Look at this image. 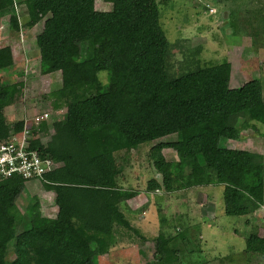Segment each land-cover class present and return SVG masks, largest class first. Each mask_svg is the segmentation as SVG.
Masks as SVG:
<instances>
[{
	"label": "trees",
	"instance_id": "1",
	"mask_svg": "<svg viewBox=\"0 0 264 264\" xmlns=\"http://www.w3.org/2000/svg\"><path fill=\"white\" fill-rule=\"evenodd\" d=\"M104 1L110 10H98L95 0H0V18L10 16L17 32L45 19L36 37L41 71L60 75L51 96L58 109L66 108L46 145L30 140L31 149L53 162L41 183L55 192L58 214L46 217L36 205L19 230L12 208L27 180L0 177V264H100L122 229L145 240L121 208L141 191L120 186L114 154L157 141L149 157L160 180L151 179L148 191L222 185L229 216H249L264 205V152L224 145L249 129L264 138L262 80L231 87L227 59L175 61L177 43L162 23L171 0ZM18 3L26 7L23 21ZM252 29L253 40L262 38L264 46L263 14ZM14 64L12 47L0 46V73ZM22 86L0 79V140L24 130V119L10 125L4 113ZM46 128L43 122L32 131ZM172 135L175 140H162ZM168 148L178 159H166ZM169 241L158 235L156 262L175 253ZM245 252L264 257L257 229L246 237Z\"/></svg>",
	"mask_w": 264,
	"mask_h": 264
},
{
	"label": "rangeland",
	"instance_id": "2",
	"mask_svg": "<svg viewBox=\"0 0 264 264\" xmlns=\"http://www.w3.org/2000/svg\"><path fill=\"white\" fill-rule=\"evenodd\" d=\"M196 2L171 0L172 4L163 11V26L172 43H177L175 61L191 56L199 57L202 63L227 59L232 64L231 87L254 77H259L264 85V46L262 38L256 43L251 33L252 27H257L260 14L264 15V0H199V6ZM95 5L102 11L111 7L104 0H95ZM16 8L23 21L25 5L18 3ZM44 21L33 28L22 24L17 32L10 27V16L0 18V46L10 45L15 58L13 68L8 73L1 72L0 79L23 84L14 103L4 109L10 125L23 119L31 125L36 114L49 112L50 118L44 122L47 128L32 131L38 127L35 125L29 133L46 145L54 132V122L62 119L66 108L58 109L55 97L51 96L61 82L60 75L41 71L36 37L42 32ZM100 77L106 82V74ZM175 139L172 135L162 140ZM155 143L145 144L137 151L120 150L114 154L116 165L122 170L120 186L141 191L137 197L122 203L121 208L145 240L122 229L117 243L99 257L100 264H264V257L252 258L245 252V240L252 231L257 229L264 236V205L249 216H229L225 213L222 185L171 193L148 191L151 179L160 180L149 157ZM224 145L264 152V138L251 129L243 131L239 140H225ZM163 152L168 160L178 159L173 149ZM31 181V184L26 182L27 189L12 208L19 230L27 221L29 210L36 205L46 217L55 218L58 214L55 192L45 190L40 181ZM158 235L162 240L170 239L169 245L175 253L156 262ZM8 257L14 258L12 246Z\"/></svg>",
	"mask_w": 264,
	"mask_h": 264
},
{
	"label": "built area",
	"instance_id": "3",
	"mask_svg": "<svg viewBox=\"0 0 264 264\" xmlns=\"http://www.w3.org/2000/svg\"><path fill=\"white\" fill-rule=\"evenodd\" d=\"M49 115L47 111L36 114L31 125L25 122L21 137L15 136L10 141L0 143V177L21 176L27 181L41 182L44 174L51 170L52 160L43 158L38 150L31 149L30 141L27 139L30 137V129L47 122Z\"/></svg>",
	"mask_w": 264,
	"mask_h": 264
},
{
	"label": "crops",
	"instance_id": "4",
	"mask_svg": "<svg viewBox=\"0 0 264 264\" xmlns=\"http://www.w3.org/2000/svg\"><path fill=\"white\" fill-rule=\"evenodd\" d=\"M32 182H33V181H30V184H31ZM26 187H27V184H26ZM26 189H27V188H26ZM26 189H25V190H26ZM45 190H47V189L45 188ZM23 193H24V192H23Z\"/></svg>",
	"mask_w": 264,
	"mask_h": 264
},
{
	"label": "water",
	"instance_id": "5",
	"mask_svg": "<svg viewBox=\"0 0 264 264\" xmlns=\"http://www.w3.org/2000/svg\"><path fill=\"white\" fill-rule=\"evenodd\" d=\"M226 15H227V13L225 14V16H226ZM27 139H28V141H30V140H31V138H30V137H28Z\"/></svg>",
	"mask_w": 264,
	"mask_h": 264
},
{
	"label": "bare ground",
	"instance_id": "6",
	"mask_svg": "<svg viewBox=\"0 0 264 264\" xmlns=\"http://www.w3.org/2000/svg\"><path fill=\"white\" fill-rule=\"evenodd\" d=\"M4 142H6V141H4V140H0V143H4Z\"/></svg>",
	"mask_w": 264,
	"mask_h": 264
},
{
	"label": "clouds",
	"instance_id": "7",
	"mask_svg": "<svg viewBox=\"0 0 264 264\" xmlns=\"http://www.w3.org/2000/svg\"><path fill=\"white\" fill-rule=\"evenodd\" d=\"M31 138V137H30Z\"/></svg>",
	"mask_w": 264,
	"mask_h": 264
}]
</instances>
